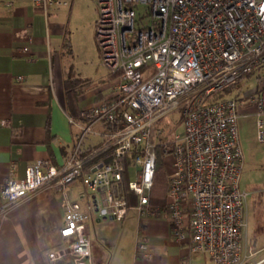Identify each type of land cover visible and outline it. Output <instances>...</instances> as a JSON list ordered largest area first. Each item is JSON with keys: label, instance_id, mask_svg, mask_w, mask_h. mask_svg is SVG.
<instances>
[{"label": "built area", "instance_id": "built-area-1", "mask_svg": "<svg viewBox=\"0 0 264 264\" xmlns=\"http://www.w3.org/2000/svg\"><path fill=\"white\" fill-rule=\"evenodd\" d=\"M30 1L44 12L71 2ZM93 1L99 64L113 76L112 89L83 108L80 120L69 118L79 132L62 164L38 158L24 167L22 177L4 181L1 209L42 186L58 191L64 207L58 235L72 264L91 263L89 221H122L129 210L138 219L163 218L178 242L212 264H242L247 192L239 185V102L234 96L211 99L264 64V0ZM250 101L257 138L264 142V89ZM175 109L180 129L159 127V118ZM99 125L102 143L84 148ZM157 152L171 156L162 207L149 201ZM96 156L101 159L93 161ZM125 169L136 197L132 205L117 189ZM74 182L82 186L83 204L70 199ZM135 253H152L142 234Z\"/></svg>", "mask_w": 264, "mask_h": 264}, {"label": "crops", "instance_id": "crops-1", "mask_svg": "<svg viewBox=\"0 0 264 264\" xmlns=\"http://www.w3.org/2000/svg\"><path fill=\"white\" fill-rule=\"evenodd\" d=\"M59 6L44 12L30 0H0V122L6 121L0 123V188L7 178L22 177L24 167L38 158L62 164L79 132L69 118L80 120L81 110L106 97L115 81L99 62L105 74L97 78V85L91 86L79 74L67 28L49 19L50 11ZM65 79L80 80L73 106L66 99ZM103 130L97 126V133L87 136L83 147L98 148ZM81 191L80 183L74 182L70 199L83 204L86 197H79ZM2 203L0 197V264H72L58 235L64 212L58 191L42 186L6 210ZM87 226L90 264H206L194 262L198 252L178 242L163 218L138 219L129 210L122 221L103 218ZM258 227L246 245L245 225L242 246L249 261L242 264H264V226ZM139 234L151 246L149 257L135 253Z\"/></svg>", "mask_w": 264, "mask_h": 264}, {"label": "rangeland", "instance_id": "rangeland-1", "mask_svg": "<svg viewBox=\"0 0 264 264\" xmlns=\"http://www.w3.org/2000/svg\"><path fill=\"white\" fill-rule=\"evenodd\" d=\"M50 21L59 24L62 28H67L73 47L75 49L76 69L85 81L91 86L98 84L97 78L105 74V70L97 63L99 59L94 46V26L96 18L95 3L93 0H72L71 5L59 6L50 11ZM94 41V42H93ZM149 68H142L143 74ZM144 76V75H143ZM264 89V64L258 65L252 71L233 83L228 91L222 89L215 93L211 100L231 97L237 98L238 113L237 118L238 137L243 155V167L240 175V188L248 192L246 198V228L244 238L246 245L251 233L257 226H264V142L257 138V126L255 108L250 98L256 97ZM243 102L244 104H241ZM172 124L176 129H180V110L175 109L159 118V127ZM158 160L163 164L167 174L171 170L170 154H160L157 152ZM260 223V224H258ZM258 224V225H257ZM258 227V228H259ZM251 241V240H250ZM194 262L198 260L211 264L206 257L196 254ZM249 260L246 262L248 263Z\"/></svg>", "mask_w": 264, "mask_h": 264}, {"label": "trees", "instance_id": "trees-1", "mask_svg": "<svg viewBox=\"0 0 264 264\" xmlns=\"http://www.w3.org/2000/svg\"><path fill=\"white\" fill-rule=\"evenodd\" d=\"M64 85H65L64 88H65L67 102L71 106H73L72 103L74 102L76 98V90L80 86V80L79 79H65ZM231 85L227 86L225 89L228 91ZM97 158L98 156H96L93 159V161L96 160ZM127 181H128V172L125 169V171L123 172V177L121 181L117 184V189L120 190L121 194L126 198L127 204L132 205L136 202V197L128 189ZM165 192H166V169H164L163 164L157 159L156 166H155V172L153 176V184H152L150 198H149L150 203L152 205H156L159 207L164 206L165 200H166Z\"/></svg>", "mask_w": 264, "mask_h": 264}]
</instances>
